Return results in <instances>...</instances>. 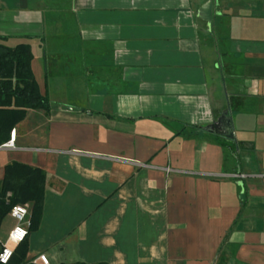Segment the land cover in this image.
I'll return each instance as SVG.
<instances>
[{"label":"crops","instance_id":"1","mask_svg":"<svg viewBox=\"0 0 264 264\" xmlns=\"http://www.w3.org/2000/svg\"><path fill=\"white\" fill-rule=\"evenodd\" d=\"M206 1L0 0L50 103L0 145L45 173L22 264H264V0Z\"/></svg>","mask_w":264,"mask_h":264},{"label":"trees","instance_id":"2","mask_svg":"<svg viewBox=\"0 0 264 264\" xmlns=\"http://www.w3.org/2000/svg\"><path fill=\"white\" fill-rule=\"evenodd\" d=\"M31 60L29 44L18 43L10 47L0 42V145L9 139L11 130L24 119L29 109L50 110L49 99L40 92L32 73ZM196 130L198 127H190L188 136H195ZM44 181L45 173L38 167L16 161L6 164L0 181V224L13 205L31 203L28 231L35 229L42 213ZM26 252L25 238L17 244L6 264H22ZM227 262L228 256L220 247L214 264Z\"/></svg>","mask_w":264,"mask_h":264},{"label":"built area","instance_id":"3","mask_svg":"<svg viewBox=\"0 0 264 264\" xmlns=\"http://www.w3.org/2000/svg\"><path fill=\"white\" fill-rule=\"evenodd\" d=\"M14 138L12 137L9 141L2 144V146L13 147ZM169 171V169H166ZM234 178L243 179L249 175L245 173H234L231 175ZM9 214L14 218L15 224L13 228L9 231L7 239L1 244L0 247V264H6L9 262L13 255L12 246L17 245L22 242L27 234L28 228L30 226V211L26 204H15L11 207ZM39 261L42 264H47L48 259L45 254H39L35 261Z\"/></svg>","mask_w":264,"mask_h":264},{"label":"water","instance_id":"4","mask_svg":"<svg viewBox=\"0 0 264 264\" xmlns=\"http://www.w3.org/2000/svg\"><path fill=\"white\" fill-rule=\"evenodd\" d=\"M212 1H206L199 9V16L203 19L210 20Z\"/></svg>","mask_w":264,"mask_h":264}]
</instances>
